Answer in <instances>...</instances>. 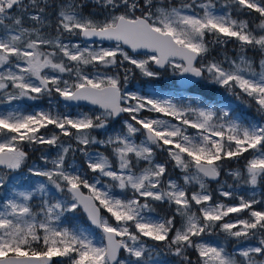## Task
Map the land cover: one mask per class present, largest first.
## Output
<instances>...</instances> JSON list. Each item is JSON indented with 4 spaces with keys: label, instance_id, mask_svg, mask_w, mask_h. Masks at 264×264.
<instances>
[{
    "label": "snow or ice",
    "instance_id": "snow-or-ice-1",
    "mask_svg": "<svg viewBox=\"0 0 264 264\" xmlns=\"http://www.w3.org/2000/svg\"><path fill=\"white\" fill-rule=\"evenodd\" d=\"M161 69L179 90L127 87ZM201 81L261 120L186 95ZM45 96L66 110H0V264H264V0H0V106Z\"/></svg>",
    "mask_w": 264,
    "mask_h": 264
},
{
    "label": "rangeland",
    "instance_id": "rangeland-1",
    "mask_svg": "<svg viewBox=\"0 0 264 264\" xmlns=\"http://www.w3.org/2000/svg\"><path fill=\"white\" fill-rule=\"evenodd\" d=\"M174 2L178 4L179 0H174ZM217 11L218 12L225 11V9H223L220 6L219 2L217 3ZM153 68H155V66H153ZM160 71H161L162 75H161V77L159 79H162L165 76H169V77L173 78L174 82L169 83V82L165 81L164 84H162V83L154 84L153 82H156L159 79L158 80H149L148 78L145 77L143 83H141V82L134 83V84L130 85L129 89H131L133 91H150L151 89L155 88V87H150V86L155 85V86H157L155 89H157V90H159L160 92H163V93L174 92V91L179 90V88H178L179 87V83L178 82H179L180 78L171 75V70L170 69L167 70V71L161 69ZM168 86H170V87H168ZM186 95L198 96V97L203 98L204 100H207L209 103H218L221 106L230 105L231 108L234 110L235 115L237 117H239L240 119H242L244 122H256V121H260L261 120L260 114H256L254 112L256 109L254 111H252L251 108H250V105L244 103L241 99H237V98L231 99V98H227V97L226 98L217 97V98L211 100V99L204 98V96H202L196 90L195 91H191V92H186ZM58 98L59 97L48 99L46 105L38 104L37 100L36 101H32V100L17 101V102H14L10 106H0V110H3L5 107H7V108H17V107H19L24 112H32V111H36V110H40V109H45V110L52 109V110L65 111L66 109L64 108L63 102L60 101ZM251 106H253L255 108L254 105H251ZM70 110L73 111V112L76 111V109H74V108L70 109ZM143 115H157V114L144 113ZM115 128L119 129L120 128V124L117 123L115 125ZM196 131L197 130L189 129V134L195 135ZM141 138H142V136L138 137V139H141ZM52 154L53 155L55 154L54 150H53ZM161 156L163 157V156H166V155L164 153H162V152H161V154L158 153V159L163 160L161 158ZM79 157H81V156H79ZM81 159H82L81 162L77 161V159H76L75 163L77 165H83V157H81ZM71 162H72L71 161V157H69V163H71ZM34 163L41 164V161H37V162H34ZM31 165H29V166H31ZM233 169H235V168H233ZM25 175H27L26 170H25ZM173 178H176V177L173 176ZM222 179H224L228 183H232L233 182L232 178L228 177V176H224V177H222ZM209 186L212 187L213 191H215V189L217 188V184L216 183L215 184L210 183ZM193 190H195V189H193ZM259 191L260 190L257 189V193H259ZM238 192L240 194L245 195V196H250L251 195L250 190L244 189V188L238 189ZM215 199L219 200V199H223V198H221V197H219L217 195V196H215ZM224 202L225 203H236L235 200H231V201L225 200ZM260 207H261L260 205H257V208H260ZM235 215L236 214H232V217H230V218H234ZM63 223H64V226H67V227H70V228H74V227L79 226L82 229H88L89 231H95L98 234V232L94 228H90L89 225H87L86 223L81 222L79 220L78 213L76 214L75 217H69V218L65 219ZM207 239H209L210 241H214V242H222L229 249H231L232 247L235 246V241L234 240H231V239L225 240L222 235L208 237ZM161 260L166 261L163 258H161ZM58 262H59V258H58ZM166 262H167V264H176V263H170L168 261H166Z\"/></svg>",
    "mask_w": 264,
    "mask_h": 264
},
{
    "label": "trees",
    "instance_id": "trees-1",
    "mask_svg": "<svg viewBox=\"0 0 264 264\" xmlns=\"http://www.w3.org/2000/svg\"><path fill=\"white\" fill-rule=\"evenodd\" d=\"M235 13H236V12H235ZM236 14H237L238 16H240V17H247L251 22H253V20H254V15H258V14H255V13H253L251 16L243 15L244 13H236ZM25 26H26V27H27V26H30V23H29L28 21H25ZM226 50H227L228 55H229L230 57L235 58L236 45H235L234 43H229V44L227 45ZM224 51H225L224 48L217 46V47L213 50L212 55H213V56H216L217 58H219L220 56L223 55ZM129 67H131V66H129ZM135 71H136L137 74H136V76H135L133 79H131V80L129 81V83H128V85H127L128 88L130 87V85H132V84H134V83H137V82H141V83H143V82H144V78H145V77L141 76V75L139 74V71H138V70H135ZM165 81H167V82H169V83L174 82V80H173L172 77L165 76L164 78L159 79L158 81L153 82V83H154V84H157V83H158V84H159V83L164 84ZM200 84H201V87H199L198 89H196V91H197L198 93H200L202 96H204V98H206V99H211V100H213V99H215V98H217V97H222V98H226V97H227V98H231V99L236 98V97H234L231 93L227 92L226 90H224V89H222V88H220V87H218V86H216V87L214 88L213 86L208 85L207 82H204V81H201ZM150 87H155V88H156L157 86L152 85V86H150ZM168 87H170V86H168ZM55 97H57V96H53L52 98H55ZM48 99H50V98L45 96V97H43L42 99L37 100V103L40 104V105H46ZM242 101H243V100H242ZM250 108H251L252 111L255 110V108H254L253 106H251V105H250ZM254 112H255L256 114H259L256 110H255ZM254 112H253V113H254ZM160 154H161V152H160ZM39 157H40V152L32 153V154H31V158H30V160L28 161V165H31V164H33L34 162L40 161ZM161 158L164 160V159H166V156H163V157L161 156ZM76 159H77V161H79V162L82 161L81 157H79V156H77ZM242 165H243V158H241V160H240V162H239L238 164L235 163V162H233V163L229 164L228 167H229V168H239V167H242ZM172 176H174V177L177 178V177L179 176V173H178V172H173V173H172ZM211 183H212V184H215L216 182H211ZM210 188H211V190H212V187H210ZM167 211H168V208H167L166 205H165V206H160V207L158 208V213L161 214V215L166 214ZM78 217H79V220H80L81 222H84V223H86L87 225H89V223L86 221V216H85L83 213H78ZM96 231H97V230H96ZM97 232H98V231H97ZM161 258L165 259L166 261H168V262H170V263H176V264H177V258H175V257L165 255V256H162ZM57 261H58V258H57Z\"/></svg>",
    "mask_w": 264,
    "mask_h": 264
},
{
    "label": "flooded vegetation",
    "instance_id": "flooded-vegetation-1",
    "mask_svg": "<svg viewBox=\"0 0 264 264\" xmlns=\"http://www.w3.org/2000/svg\"><path fill=\"white\" fill-rule=\"evenodd\" d=\"M243 15H245V14H243ZM233 16H234L235 18H237V19H240V20H245V19L249 20L247 17H240V16H238L235 12H233ZM249 21H250V20H249ZM253 22H254V23H258V22H259L258 19H257V15H254V20H253ZM248 55H249L250 57L254 58V60H256L257 63H258V61H259V59H260V53H259L258 51H252V50H249Z\"/></svg>",
    "mask_w": 264,
    "mask_h": 264
},
{
    "label": "water",
    "instance_id": "water-1",
    "mask_svg": "<svg viewBox=\"0 0 264 264\" xmlns=\"http://www.w3.org/2000/svg\"><path fill=\"white\" fill-rule=\"evenodd\" d=\"M60 100V99H59ZM90 223V222H89Z\"/></svg>",
    "mask_w": 264,
    "mask_h": 264
}]
</instances>
